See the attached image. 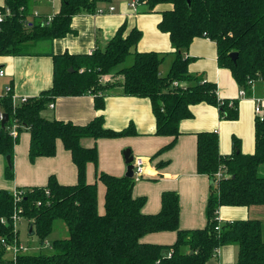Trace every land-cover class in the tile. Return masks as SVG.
<instances>
[{"label": "trees", "instance_id": "16d2710c", "mask_svg": "<svg viewBox=\"0 0 264 264\" xmlns=\"http://www.w3.org/2000/svg\"><path fill=\"white\" fill-rule=\"evenodd\" d=\"M33 1L3 0L0 55H40L32 50L37 42L72 32L74 15L96 13L101 3L110 0H60L49 22L47 15L32 12ZM138 4L144 5L147 11L159 12L157 26L169 35L174 59L165 75L158 72L166 53L135 50L142 32L135 26L127 29L124 22L104 47L92 52H48L53 61L50 88L15 106L12 86L0 94V113L8 114L3 127L0 122V154L9 156L11 162V166L5 165L6 179H13V150L23 128L30 135V162L37 157L55 155L59 139L70 152L77 170L74 184L60 183L50 175L44 185L16 187L21 191L19 201H15L13 190L0 188V237L7 243L13 241L14 235L16 239L18 236V229L14 233L12 224V214L18 206L31 226L30 235L37 236L40 249L45 247L57 220L63 221L67 229L66 237L48 242V252H31L28 247L27 252L17 254L14 260L0 244V264H206L215 250L226 244L237 246L234 264H264L259 219H217L220 206L264 205V177L257 173L259 165L264 164V118L254 121L252 153H243L239 138L232 135V152L221 154L215 131L196 133V170L212 181L205 206L206 224L181 229L179 197L175 191H163L160 209L144 213L141 209L146 198L132 194L134 179L126 176L97 172V180L105 186L104 209L98 210L97 183L86 181V164H96L97 148L81 145L80 139L136 135L132 124L115 130L104 126L102 115L85 124H76L41 114L57 96L91 94L96 109H103L106 92L116 87L124 95L147 97L155 118L154 133L172 137L152 157L174 145L181 134L179 122L192 116V104L206 102L217 106L221 117L238 118L237 100L218 99L215 81L205 79L201 73H191L192 58L184 52L195 37L214 41L218 66L228 68L239 88L245 89L249 96L252 86L248 81L264 79V0H190L189 3L187 0H138ZM160 5L165 7L157 9ZM231 52L237 53L235 60L229 56ZM108 74L121 78L102 81ZM175 80L178 86L172 85ZM13 124L16 136L10 134ZM219 170L221 177L216 180ZM159 231H175V241L161 244L141 239L147 233Z\"/></svg>", "mask_w": 264, "mask_h": 264}, {"label": "crops", "instance_id": "0c3cea01", "mask_svg": "<svg viewBox=\"0 0 264 264\" xmlns=\"http://www.w3.org/2000/svg\"><path fill=\"white\" fill-rule=\"evenodd\" d=\"M2 3L3 0H0V5ZM59 5L60 0H34L31 9L33 13L48 16L53 15ZM109 6L113 7L112 11H108ZM164 7L160 5L157 9ZM99 9L105 10V13L74 15L71 20L72 32L65 36L53 40H40L39 44L43 46L40 55H0V68L4 70V75L0 76L4 79L3 87L10 89L12 86V94L18 97L39 94L52 85L53 61L48 52L54 54L92 52L96 48L104 47L124 22L127 29L135 26L142 32L135 50L166 53L158 74L163 76L168 72L174 55L171 53L168 33L161 31L157 26L161 18L159 12L147 11L146 7L140 4L133 9L129 6V0H110L101 3ZM184 53L192 58L189 63L191 73H201L205 79L215 81L218 99L237 100L238 118L225 119L220 116L217 106L206 102L192 104L190 106L192 116L179 122L181 134L174 145L155 157L152 155L168 144L172 137L154 133L155 118L147 97L124 95L120 87H116L106 92L103 109L94 107L93 95L82 94L57 96L51 101L52 107L47 105L42 110L41 114L46 118L69 120L76 124H85L95 116L102 115L105 127L115 130L123 129L129 124L135 127L136 135L80 139L81 145L97 148L96 164L92 162L86 164V181L97 183L99 212H103L104 209L105 186L97 180L96 174L102 171L124 176L126 164L123 150L128 148L134 157L140 156L145 160L146 171L151 170V174L146 177L134 180L132 194L146 198L141 210L144 213L157 212L161 206L162 192L175 191L179 197V227L181 229L203 227L206 224L205 206L211 179L205 174L197 173L196 170V133L204 130L215 131L221 154L232 152V135L239 138L243 153L254 151L255 116L252 99L240 98L239 86L231 71L218 66L215 42L204 36L195 37ZM120 78V75L108 74L102 81ZM262 81L264 84V80ZM250 96H254L253 87ZM29 138L26 128L18 133L13 150L14 176L11 180L4 177L6 159L0 154V188L13 190L16 187L41 186L46 184L50 175H54L63 184H74L77 181V170L71 154L59 139L56 141L55 155L37 157L30 162ZM257 173L264 177V164L259 165ZM217 217L220 221L257 218L262 223L264 239V205L220 206ZM175 238V231H159L147 233L141 239L146 242L171 244ZM236 256L237 246L226 244L218 247L206 264H234Z\"/></svg>", "mask_w": 264, "mask_h": 264}, {"label": "built area", "instance_id": "2783aa9c", "mask_svg": "<svg viewBox=\"0 0 264 264\" xmlns=\"http://www.w3.org/2000/svg\"><path fill=\"white\" fill-rule=\"evenodd\" d=\"M137 5H138V0H129V6L131 8L135 9L137 7ZM112 10H113V7L109 6L108 11H112ZM7 12H8V9H7ZM97 12L98 13H105V10L98 9ZM34 14L38 15V13H36V12ZM2 18H3V14L0 13V21L2 20ZM51 19H52V15H48L47 21L49 22ZM3 75H4V70L2 68H0V76H3ZM102 79H104V76L102 77ZM262 80H264V79H262ZM248 84L253 87L254 83L252 81H248ZM172 85L178 86V81H176V80L173 81ZM7 90L9 91V88H7L6 91ZM238 95L240 98L251 97L252 102H253V114L255 116V119L262 120L264 118V95L261 97H253L250 95L247 96V93H246L245 89H243V88H239ZM27 98H28L27 96L18 97V96H15L12 94V104H13V106H15L18 102H23ZM48 105L50 107L53 106V104L51 102ZM1 118H2V114L0 113V119ZM10 134L12 136L17 135V130H16L15 124L12 125V127L10 129ZM132 163H133V176H132V178L134 180L142 179L143 177H146L148 174H151V170L146 171L145 160L142 157H140V156L133 157ZM220 177H221V171L219 170L215 174V179L218 180ZM13 194L15 197V201H17V200L19 201L21 198V191L14 188ZM21 214H22L21 207L20 206L15 207L13 214H12V221H13L12 224H13L14 233L17 230V221L20 220V218H22ZM217 219H218V217H217ZM218 221H220V220H218ZM2 222H4V220H2ZM219 226L220 225L218 224L216 226V228L218 229ZM0 244L3 245L4 247H6V249L11 252L13 260L15 259L17 254L27 252V250H28V246H24L23 244L19 243L17 241V239L15 238V235H14L13 241L10 243H7L4 237H0ZM43 246H49V243L47 240L45 241ZM216 250H215V253H216ZM169 254L170 253H168V255Z\"/></svg>", "mask_w": 264, "mask_h": 264}, {"label": "rangeland", "instance_id": "374dc122", "mask_svg": "<svg viewBox=\"0 0 264 264\" xmlns=\"http://www.w3.org/2000/svg\"><path fill=\"white\" fill-rule=\"evenodd\" d=\"M31 7H32V5H31ZM39 42L34 46V48H32L33 51H35V52L42 51L40 49H41V47L43 48V46L40 45ZM2 80H4V79L0 77V94H4L6 92V89L3 87L4 82L2 83ZM111 81H112V79H111ZM253 83H254V86H253L254 96L253 97L263 96L264 84H263L262 79H257ZM0 110H1V106H0ZM5 162H6V160H5ZM6 165H7V162H6ZM17 229H18L17 239H18L19 243L23 244L24 246L31 247V252L40 251V250L48 252L50 250V246H45L44 248H41V249L39 248L37 236L36 235L31 236L30 234H28L27 220L23 216H22V218H20V220L17 221ZM66 236H67L66 225L64 224L63 221L57 220L54 223V229L52 230L50 235L47 237V241L51 243V241L55 238H63ZM6 255L11 256V252L10 251L7 252Z\"/></svg>", "mask_w": 264, "mask_h": 264}, {"label": "water", "instance_id": "95a60500", "mask_svg": "<svg viewBox=\"0 0 264 264\" xmlns=\"http://www.w3.org/2000/svg\"><path fill=\"white\" fill-rule=\"evenodd\" d=\"M187 2L189 3L190 0H187ZM229 56L232 58V60H235L237 57V53L231 52V53H229ZM69 70L72 71L71 68ZM7 119H8V114L2 113V118L0 121L2 127L4 126V123L7 121ZM133 157L134 156L131 154L130 149L126 148L125 150H123V158H124V161L126 164V171H125L124 176L129 177V178H132V176H133V163H132ZM5 159H6L7 165L11 166L9 156H6ZM210 183L212 184V181ZM30 233H31V226L29 227V234Z\"/></svg>", "mask_w": 264, "mask_h": 264}]
</instances>
